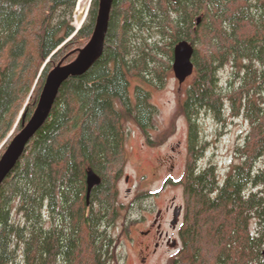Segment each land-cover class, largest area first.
I'll return each instance as SVG.
<instances>
[{
    "label": "trees",
    "instance_id": "obj_1",
    "mask_svg": "<svg viewBox=\"0 0 264 264\" xmlns=\"http://www.w3.org/2000/svg\"><path fill=\"white\" fill-rule=\"evenodd\" d=\"M77 1L0 0V143L21 110L17 130L30 119L48 72L74 60L90 40L100 0H92L79 29L72 23ZM183 39L195 48V69L181 107L188 157L173 181L183 186L185 213L172 264H264V72L254 67L256 58L264 63V0H113L101 56L62 83L50 115L0 186V264L15 260L21 247L26 264L111 263L106 227L120 214L125 124L137 123L156 145L148 129L156 108L145 85L163 83ZM228 57L248 70L243 84L223 92L216 71ZM131 79L139 82L133 94ZM227 102L250 127L236 147L241 161L221 181L216 166L200 165L206 144L198 117L210 111L222 120ZM88 169L102 178L89 203ZM254 217L261 232L251 227Z\"/></svg>",
    "mask_w": 264,
    "mask_h": 264
},
{
    "label": "rangeland",
    "instance_id": "obj_2",
    "mask_svg": "<svg viewBox=\"0 0 264 264\" xmlns=\"http://www.w3.org/2000/svg\"><path fill=\"white\" fill-rule=\"evenodd\" d=\"M91 3L92 0H82L81 4L80 0L77 1L72 22L76 28L83 21L85 22ZM145 36L152 43L157 39L156 34L151 37L148 32H145ZM242 60L245 64L250 63V59L246 56ZM240 63V60L236 64L232 57H228L218 66L216 71L218 88L223 92L230 91L245 81L244 77L248 69L240 66ZM254 67L261 76L264 72V63L256 58ZM193 79L194 75H191L180 84L174 71L170 70L163 83L145 85L151 93V103L156 108V114L148 128L152 141L156 145L147 143L144 131L137 123L128 121L125 124L127 158L124 172L117 180V203L120 214L111 226L106 227L113 239L110 264H144L142 255L147 248L142 241H145V244L148 240L151 241L149 264H172L179 251L178 245L172 247L163 243L154 252L156 235L153 233V237L146 240L141 232L152 227L153 218L156 217L157 212L165 211L166 206L170 205L173 199L178 205H184L183 186L174 181L183 176L187 164L189 122L181 107ZM136 83L139 82L131 79L132 94ZM262 93L264 94V89ZM22 113L23 110L20 111L12 130L0 143V150H6L12 138L20 131L17 130V123ZM198 122L200 137L206 144L200 165L202 168L210 164L216 166L222 181L232 166L241 161L236 147L242 143L250 124L244 116L233 114L228 102L222 120L216 119L210 111H201ZM263 163V160H260L258 166ZM126 176H129V181L126 180ZM13 215L15 219L23 221L18 212L15 211ZM161 219L163 230L169 232L179 242L177 229H180L181 224L177 229L172 228L170 222L173 219V211L165 212ZM50 226L51 223L47 222L46 227ZM251 227L254 232L263 230V225L259 224L257 217L253 218ZM23 251L22 247L19 248L17 258L6 264H26Z\"/></svg>",
    "mask_w": 264,
    "mask_h": 264
},
{
    "label": "water",
    "instance_id": "obj_3",
    "mask_svg": "<svg viewBox=\"0 0 264 264\" xmlns=\"http://www.w3.org/2000/svg\"><path fill=\"white\" fill-rule=\"evenodd\" d=\"M112 2L113 0H100L93 34L88 43L78 50L75 59L68 63L61 60L48 72L35 111L28 121L23 120L22 129L12 138L7 149L0 157V186L22 156L31 137L50 115L62 83L70 76L82 74L101 56L108 30ZM200 22L201 17L198 18L197 24ZM194 52V46L186 39L180 40L174 47L172 67L180 84L184 83L194 73L195 65L192 60ZM1 82L2 76L0 74V84ZM101 182L102 178L99 174L93 169L87 170L86 197L88 203L92 189ZM181 209L182 207L176 208L172 220L173 225L178 222ZM262 255L264 258V249Z\"/></svg>",
    "mask_w": 264,
    "mask_h": 264
},
{
    "label": "flooded vegetation",
    "instance_id": "obj_4",
    "mask_svg": "<svg viewBox=\"0 0 264 264\" xmlns=\"http://www.w3.org/2000/svg\"><path fill=\"white\" fill-rule=\"evenodd\" d=\"M126 180L129 181V176H126ZM177 207H182L178 222L175 225L172 224V221L170 222L172 228L173 229H177L178 225L182 223V219L184 218L185 205H178L176 203L175 199H173L172 202L170 203V205L166 206L165 211L159 210L157 212L156 217L153 218L152 227H150L147 230L141 232V234L143 235V237H145L146 240L150 239L151 236L153 237V233L156 235L157 240L155 241V245H154L155 247L153 249L154 252H156L160 248V245L163 244V243H165L167 245H170L172 247H176L177 245L179 247L181 246V242H180V238H179L180 237L179 236V228L177 229L178 230V235L177 236H178L180 245H179L178 240L174 239L169 234V232L163 230L162 221H161L162 220L161 218H162L163 214L165 212H170V210L173 211V217H174V212H175ZM179 227H180V225H179ZM142 242H143V245L147 248V251L144 250V253L142 255V262H144V264H149L148 256H149V253H150L151 241L148 240V242L146 244H145V241H142Z\"/></svg>",
    "mask_w": 264,
    "mask_h": 264
},
{
    "label": "bare ground",
    "instance_id": "obj_5",
    "mask_svg": "<svg viewBox=\"0 0 264 264\" xmlns=\"http://www.w3.org/2000/svg\"><path fill=\"white\" fill-rule=\"evenodd\" d=\"M81 2H82V0H80V4H81ZM81 7H82V5H81ZM79 22V21H78Z\"/></svg>",
    "mask_w": 264,
    "mask_h": 264
}]
</instances>
